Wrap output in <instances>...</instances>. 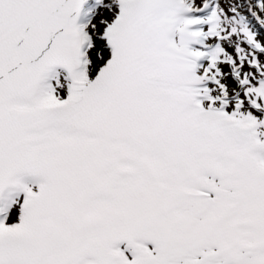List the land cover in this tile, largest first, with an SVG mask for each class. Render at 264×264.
<instances>
[{"label": "snow or ice", "instance_id": "1", "mask_svg": "<svg viewBox=\"0 0 264 264\" xmlns=\"http://www.w3.org/2000/svg\"><path fill=\"white\" fill-rule=\"evenodd\" d=\"M0 264H264V0H0Z\"/></svg>", "mask_w": 264, "mask_h": 264}]
</instances>
